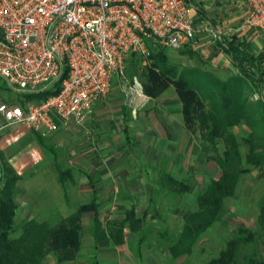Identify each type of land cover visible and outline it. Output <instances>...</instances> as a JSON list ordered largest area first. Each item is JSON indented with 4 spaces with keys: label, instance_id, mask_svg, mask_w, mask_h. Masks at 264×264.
<instances>
[{
    "label": "crops",
    "instance_id": "crops-1",
    "mask_svg": "<svg viewBox=\"0 0 264 264\" xmlns=\"http://www.w3.org/2000/svg\"><path fill=\"white\" fill-rule=\"evenodd\" d=\"M187 2L189 16L195 27L196 35L193 49L189 46L180 49L207 53V59H209L207 67L216 72H229L231 75L233 74V77H245L249 73V77L246 78L249 85L254 88L251 95L264 100V37L255 31L242 28L248 12L247 3L244 0H187ZM228 44H231L236 50L235 53L241 59V65L231 57ZM243 56H246L248 61H245ZM210 72L213 71L210 70ZM258 83L259 88L257 89ZM123 93L124 95L121 96L125 98V102L120 101L122 104L119 107H110L120 98L111 91L107 98L94 103L91 112L92 121L88 118L82 127L89 130L97 127L98 136L94 143H89L86 146L75 144L78 139L74 138V133L82 132V128L76 125L66 131L60 130L48 135L28 131L22 126H11L2 132L0 135V177L2 178L7 169H10L12 175L18 179L15 194L18 206L17 215L20 214V211L26 212L21 221L34 219L51 228L74 213L80 205L88 204L93 194H96V202L99 205L97 220L102 223L103 227L106 220H120L123 218L124 212L132 208L139 216L144 210H147L146 206L141 210L136 204L138 198L148 195L150 202V195L155 190L153 183L148 180L152 178L153 173H156L158 178L162 174L170 175L174 164L173 156L177 145L176 137L173 134L180 128L185 139L188 133L184 127L178 98H174L178 108L173 112L166 106V102H160L161 106H159L158 100L162 95L155 99L144 95L146 103L156 101L158 104L152 113L144 112L143 108H139L138 102H142L141 98H135L134 103L129 104L128 93ZM133 109H135V113L132 111ZM177 118H179V122ZM146 119H149L148 123H146ZM0 121H2L1 118ZM116 127L117 129L123 127L124 133L130 130L137 134L142 129L153 131L158 140V153H162V149L166 150L161 154L166 156L162 165L166 171L163 170V167H158L155 164L158 162L155 159L150 161L149 173L146 172V165L142 159L131 157L129 160L126 158L119 160V158H115L112 147L114 146L113 142L119 137L117 134L119 130ZM105 132H112L110 135L114 136L110 141L113 142H100V138L110 137L104 134ZM66 142L69 143L66 144ZM138 143L140 145L136 147L135 145ZM162 145L163 148L160 149ZM117 146L129 149L131 152L139 149L142 146V141L140 138L137 140L133 138L126 143L122 141ZM120 148L118 147L117 153ZM103 154H105L104 157L98 159ZM118 163H122L119 172L115 171ZM142 163L143 165H140ZM59 167L69 171L64 178L68 180L69 186L77 198L74 197L73 200L67 198L65 190L59 182L57 173ZM81 176L86 182L77 181V178ZM81 196H86L89 200L79 201L78 197ZM126 206H128L127 209H125ZM116 209L123 212L122 218L118 219V216L114 217V212L111 213ZM84 219L87 222L84 223ZM81 223L82 226L86 224L90 227L94 241L95 252L93 253H98L102 245L111 246L107 240L96 241L93 233L95 220L92 213L84 214ZM126 230H124L125 240ZM91 255L94 256V254ZM121 256L122 254H120ZM97 264H126V262L101 260Z\"/></svg>",
    "mask_w": 264,
    "mask_h": 264
},
{
    "label": "built area",
    "instance_id": "built-area-1",
    "mask_svg": "<svg viewBox=\"0 0 264 264\" xmlns=\"http://www.w3.org/2000/svg\"><path fill=\"white\" fill-rule=\"evenodd\" d=\"M242 28L264 37V0H244ZM186 0H0V79L22 95L54 93L22 106L0 104V135L11 126L51 134L82 125L95 102L125 77L148 44L194 48ZM129 104L144 97L135 80ZM135 113V109L132 110Z\"/></svg>",
    "mask_w": 264,
    "mask_h": 264
},
{
    "label": "trees",
    "instance_id": "trees-1",
    "mask_svg": "<svg viewBox=\"0 0 264 264\" xmlns=\"http://www.w3.org/2000/svg\"><path fill=\"white\" fill-rule=\"evenodd\" d=\"M148 48L150 53L141 85L144 95L155 99L173 87L181 104V115L187 133L192 137L198 134L203 143L207 142L214 148L217 141L221 140L224 147L222 155L213 159L220 171L219 177L211 179L198 192L195 197V209L183 212L178 235L174 236L165 231L158 234L163 241L160 244L163 253L175 262L189 257L202 235L214 225L225 200L233 196L240 175L246 171L242 168L243 163L258 169L264 166V100H249L247 93L243 91L249 83L246 78L249 73L245 77L221 80L212 72L194 69L193 73L199 77L200 89L207 88L208 91L205 96H201L184 78V71L178 72L168 64L162 48L152 47L150 44ZM228 48L233 60L241 65L236 50L231 44H228ZM140 58L131 54L125 61V70L129 69L131 79L136 76L135 69ZM242 58L248 61L246 56ZM53 93L50 89L23 97L25 102H37ZM252 103H260V106L252 107ZM236 127L243 128V133H235ZM243 144L247 147L244 154L241 152ZM201 151H206L202 144ZM68 172L58 168L61 185ZM158 179L163 180L168 187L167 191L178 199H181L184 193L192 191L183 181L170 175L162 174ZM16 182L17 179L12 176L10 169L0 179V264H43V260L49 255H54L59 263L73 261L81 247V218L86 213H92L94 216L93 233L96 241L107 240L112 246L119 247L126 244L125 229L132 235H139L138 256L140 243L150 234L147 228L149 208L140 216L133 208L127 210L122 219L106 220L103 227L97 220L99 205L96 202V194H93L88 204L80 205L74 213L51 228L34 219L16 224ZM152 192L151 210L159 216L157 207L153 204L155 192ZM152 216L150 217L154 219L155 216ZM259 224L264 229V202L260 204ZM257 236L256 231L238 228L236 235L226 242L224 248L204 264H264V261L252 252L241 254L243 248L247 250L255 243Z\"/></svg>",
    "mask_w": 264,
    "mask_h": 264
},
{
    "label": "rangeland",
    "instance_id": "rangeland-1",
    "mask_svg": "<svg viewBox=\"0 0 264 264\" xmlns=\"http://www.w3.org/2000/svg\"><path fill=\"white\" fill-rule=\"evenodd\" d=\"M162 50L166 56V61L168 62V64L177 69L178 72L184 71V78L190 83V86L193 89L199 91V94L201 96H205L208 91L207 88L200 89L201 87L198 84L199 77L195 73H193L194 69H204V71L209 72L211 70L213 71L212 73L219 77L221 80H228L229 78L233 77V74L231 75V73L229 72L221 73L209 69L207 67L209 63V59H207V53L202 54L195 51L192 52L191 50L187 51L186 49L176 50L162 48ZM146 64L147 60L140 58L139 64L135 69L136 76H133V79H131L129 76L128 68H126L125 70V77L123 79H118L117 76L114 77L113 85L110 91L120 98L118 99V102L112 104V106L110 107L116 108V106H121L122 101L125 102V98H123L121 95H124L123 92L129 91V88L133 86L135 80L140 85L143 84V73ZM253 90L254 88L251 87L249 83H247V86L244 87L243 91L247 93L249 100L260 99L257 96L251 95V92H253ZM105 98H107V96ZM174 98H177V96L173 87H170L162 94L161 98L158 100V103L166 102V106L174 112L178 108L177 102L174 101ZM23 99L24 97L22 94L10 89L4 83V81L0 79V104H6L8 106H22L25 104V101ZM141 99L142 102H138L139 108H143L142 110H144V112L154 113L156 106H158L157 102L154 101L153 103H146V99L144 97H141ZM159 106H161V103L159 104ZM251 106L259 107L260 103H252ZM144 116L143 118L146 117ZM88 118L90 121H92L91 113L83 121L82 125L79 126L80 128H82V132L74 133V138L78 139V142L75 144L86 146L89 143H94V140H96V137L98 136L97 127H94L92 130L82 127L88 120ZM177 120L179 122V118H177ZM148 122L149 119H146V123ZM146 125L145 127H148ZM122 128L123 127L117 129L116 127V129L119 130V132H117L119 137L118 140L116 139L114 142L110 141L114 136L110 135L112 132L104 133L110 136L109 138L102 137L99 139L101 143L109 141L113 142L114 146L112 147V152L114 153L115 158L117 157L119 158V160H122L124 158L129 160V158L131 159V157L142 159L144 165H146V172L149 173V170L151 168L150 161L151 159H155L158 161L155 164L158 165V167H163V170L166 171V168L162 166L166 156L161 155L165 153L166 150L164 151V149H162V145L160 149H162L163 152L158 153V140L156 139L157 137L155 136V133L153 131H150V129H142V131L138 132L137 134L136 132H131L130 130L124 133ZM243 130L244 129L241 127H236L234 129V132L241 134L243 133ZM173 135H175L176 137L177 146L176 151L174 152V156L172 154L174 158V164L170 170V175L179 181H183L187 186L192 188V191L184 193L182 195V198L178 199L177 197L172 196V193L167 191L168 187L166 183H164L163 180L158 179L159 176L156 173L152 174V178L148 181H151V183H153L154 185L155 193L153 194V204L157 207L159 216H157L156 213L151 210L152 207L150 206V202L148 201V195L146 197L140 196L138 198L136 204H138L141 210L145 208V206L147 209H150V214L147 221V228L150 234L145 241L140 243L141 245L139 256L137 255L139 235H132L128 233V229L126 230L127 236L126 244L124 246L114 247L110 243L111 246L102 245L103 247H100L98 253H93L95 251L94 241L92 240L91 236L92 232L90 231V227L84 224L82 226L81 233V247L76 259L69 262L59 263L54 255H49L43 260V264H97V262L101 260L113 262H118V260H121L125 261L126 264H204L206 260L216 256L217 253L224 248L226 242L236 235L237 229L240 227L256 231L258 235L255 243L247 250L243 248L241 254L244 255L246 252H252L258 259L264 261V229H262L259 224L260 204L261 202H264V166H262L261 169H258L246 163H243L242 165V168H244L246 171H244L240 175L233 196L225 200L223 209L220 215H218L216 222L205 234L202 235V237L194 247L192 254L187 258L183 257L174 262L173 260L167 258V256L163 253L164 250L160 246L163 241L158 236V234L165 231L174 234V236L176 234L178 235L182 224L183 212L187 209H195V197L198 192L202 188H204L211 179H217L219 177L220 171L217 169L218 167L213 159L217 156L222 155V151L224 149L221 140L217 141V144L214 148L212 147L213 145L207 142L203 143L200 140L198 134H196L195 137L187 134V137L184 139L183 132L180 128L176 130L175 134ZM133 138H135L136 140L137 138L141 139L142 146L139 149L130 152L129 149L127 150L124 148H120V146H117V144H120L122 141L126 143L128 140H131ZM68 143L69 142H66V144ZM201 144L205 146V152L201 151ZM138 145H140V143L136 144L135 146L137 147ZM118 147L120 148L119 153H117ZM246 150L247 147L243 144V146L241 147L242 154H244ZM104 155L105 154L100 155L98 159L103 158ZM143 163L140 165H143ZM121 164L122 163H118L116 165L118 167L115 169V171L119 172L121 170ZM14 177L16 178L15 175ZM77 181L86 182V180H84L82 176L77 178ZM61 186L65 190L67 198L69 200H73L75 197V193L72 192V188L71 186H69L68 180L64 178ZM1 187L2 184L0 183V188ZM78 199L79 201L89 200L86 196L78 197ZM127 208L128 206L125 207V209ZM113 212L114 217L118 216V219L120 217L122 218V211H118V209H116L111 213ZM17 213L18 209L16 215ZM19 213L20 214L15 218L16 224H19L26 215L25 211H20ZM152 215L155 216L154 219H152ZM83 222L85 223L87 222V220L84 219ZM91 254H94V256H92ZM120 254H122L121 257ZM123 256H125L126 258H124Z\"/></svg>",
    "mask_w": 264,
    "mask_h": 264
}]
</instances>
